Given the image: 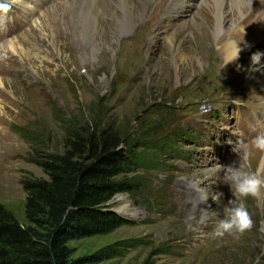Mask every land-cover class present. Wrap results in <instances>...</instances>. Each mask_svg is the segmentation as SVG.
Masks as SVG:
<instances>
[{
  "label": "rangeland",
  "instance_id": "374dc122",
  "mask_svg": "<svg viewBox=\"0 0 264 264\" xmlns=\"http://www.w3.org/2000/svg\"><path fill=\"white\" fill-rule=\"evenodd\" d=\"M35 1L0 0L11 4L0 11V204L26 225L22 181L47 178L29 160L62 153L71 125L111 128L136 142L151 167L117 177L137 183L135 193H118L107 203L127 223L68 241L74 258L96 256L87 264H264V187L244 198L251 229L214 235L223 207L237 199L222 166L236 161L242 171L255 172L250 161L263 154L251 142L264 131V87L262 74L248 78L242 70L247 57L224 66L215 55L206 16L213 1L173 13L170 26L179 28L173 46L158 34L166 8L150 27L148 18L125 26L110 16L76 24L73 9L57 5L52 16L69 14L60 25L29 16ZM39 1L47 8L59 0ZM241 140L250 152L246 161L233 151ZM199 190L209 196L206 202L199 203ZM217 191L224 194L218 204L211 199Z\"/></svg>",
  "mask_w": 264,
  "mask_h": 264
},
{
  "label": "trees",
  "instance_id": "16d2710c",
  "mask_svg": "<svg viewBox=\"0 0 264 264\" xmlns=\"http://www.w3.org/2000/svg\"><path fill=\"white\" fill-rule=\"evenodd\" d=\"M29 161L47 178L22 181L26 225L0 204V264L93 262L96 256L74 258L68 241L106 234L126 224L107 203L118 193H135L137 183L117 177L151 167L136 142L120 138L111 128L74 125L66 128L62 153Z\"/></svg>",
  "mask_w": 264,
  "mask_h": 264
},
{
  "label": "bare ground",
  "instance_id": "6f19581e",
  "mask_svg": "<svg viewBox=\"0 0 264 264\" xmlns=\"http://www.w3.org/2000/svg\"><path fill=\"white\" fill-rule=\"evenodd\" d=\"M195 1L196 0H168V3H166L167 0H59L57 4L43 8V5H45L46 2L36 0L35 4H33V6L28 10V13L29 16H36L39 20L43 18H48V20H50L52 17V19L54 18L53 20H57L58 23L62 25V21L67 18L69 14L65 13L62 19L61 17H58L59 14H57L58 16H52L53 10L57 5H59L64 8H68V10H66L67 13L73 9L70 19H73L76 24L78 20L80 18L83 19V17L86 22L87 16L94 20H98L100 17L106 20L107 18L105 19V17L110 16L116 21L123 23L125 26L138 23L142 20H147L148 18L147 22L149 21L148 24L152 27L153 22H156L159 13L166 8L164 9L163 20L160 24V31L158 34L166 40L167 45L173 46L179 28L172 30L169 19L173 13L179 12L186 6L197 7L199 4H205L204 0H198V2ZM212 1V6L209 5L210 9L206 10L208 11L206 16L207 24L212 27L213 44L217 51V53L215 52V55L219 54V56H222L225 61L230 59L232 52L231 41L241 42L242 40L244 43L250 45V47L244 48V43H241L240 46L244 48V50L240 52L238 60L247 57V60L250 61V56L253 52H255V47H259L260 51H264V0H257L258 4L255 0ZM153 4H155V9L150 11V7ZM27 6H25V9H27ZM252 7L254 9H251ZM248 9H251L249 13L247 12ZM228 10H230V20L226 19V13ZM209 14L213 17L212 19L209 18ZM81 29V27L78 29L76 26L74 31L80 33ZM10 48L13 50L16 49L14 48V45L10 46ZM178 57L182 60L184 58V54L178 53ZM213 59L216 58L213 57ZM260 83L263 84L264 87V75H262ZM4 146V140H1L0 148L3 149ZM253 153L255 154V150ZM251 165H255L257 170L262 172L264 169V152L262 156L261 153H256L255 157L250 161V166ZM261 190L262 188L259 191Z\"/></svg>",
  "mask_w": 264,
  "mask_h": 264
},
{
  "label": "clouds",
  "instance_id": "9594fccd",
  "mask_svg": "<svg viewBox=\"0 0 264 264\" xmlns=\"http://www.w3.org/2000/svg\"><path fill=\"white\" fill-rule=\"evenodd\" d=\"M11 7L10 3L0 2V11L7 12ZM244 43L231 41L232 52L230 59L225 61V65L229 63H234L238 60L239 54L244 48L250 47V45L244 43V48L240 45ZM248 78H254L255 73H260L264 75V51L257 50L253 52L250 56V64L248 67L242 69ZM252 147L260 152H264V131L259 132L252 139ZM236 153L246 161L249 158L250 152L248 146L241 140L238 141L236 146L233 148ZM227 169L228 175L226 177L227 181H230L235 185V193L237 199H230L227 206H224L222 211L224 213V218L219 219L215 225L214 235L216 237H223L227 234H243L246 230L251 229L252 220L247 210L244 198L248 196H255L258 191L264 187V174L259 170L255 172L242 171L239 164L233 161L232 164L227 166H222ZM201 196L203 197L199 203L206 202L209 198L207 193L203 190H199ZM222 192H215L211 199L217 204L223 198Z\"/></svg>",
  "mask_w": 264,
  "mask_h": 264
},
{
  "label": "water",
  "instance_id": "95a60500",
  "mask_svg": "<svg viewBox=\"0 0 264 264\" xmlns=\"http://www.w3.org/2000/svg\"><path fill=\"white\" fill-rule=\"evenodd\" d=\"M113 211H115V210H113ZM116 212V211H115Z\"/></svg>",
  "mask_w": 264,
  "mask_h": 264
}]
</instances>
